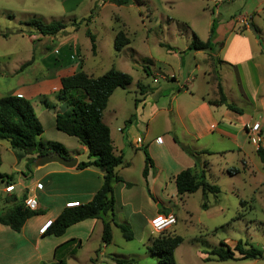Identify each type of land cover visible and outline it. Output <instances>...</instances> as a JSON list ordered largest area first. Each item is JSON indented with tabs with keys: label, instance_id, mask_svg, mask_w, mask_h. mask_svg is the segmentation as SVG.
Masks as SVG:
<instances>
[{
	"label": "rangeland",
	"instance_id": "rangeland-1",
	"mask_svg": "<svg viewBox=\"0 0 264 264\" xmlns=\"http://www.w3.org/2000/svg\"><path fill=\"white\" fill-rule=\"evenodd\" d=\"M256 3V0H128L125 5H116L108 0H0V97L14 95L16 90L32 87L40 78L55 74L66 67L68 60H64L62 54L66 56L68 52H74L69 59L81 65L82 71L88 75L98 77L113 67L133 78L125 89L119 88L109 97L104 110L103 119L108 121L114 134L118 124H122L128 116L126 114L133 113L134 96L139 95L137 81L152 85L154 77L162 85L164 78L172 74L175 80H168L166 85L170 92L175 93L179 85L188 84L194 78L193 85L199 93L193 96L182 93L177 99L184 110L202 101L203 93L212 94L210 85L213 83L206 84L203 70L207 61L209 69L206 73L214 81L216 71L219 73L221 60L218 49L221 43H216L213 49L205 52L187 49L194 34L206 41L213 20L221 28L223 36L230 28L238 33L247 30L246 50L250 63L257 65L255 71L261 79L256 89L257 110L253 111L251 105L240 96L242 70L246 73L244 85H252L248 80V63L224 66L220 69L222 89L231 102L243 109V116L238 118L239 115H233L234 119L229 124L230 138L215 141L210 134L197 141L183 142L194 150L207 149L196 151L200 160L194 166V173L199 177L203 170L207 181L218 185L220 192L216 195L208 193L205 199L201 189L169 195V205L173 206L175 213L164 208L159 213H171L176 219L174 225L161 232L182 237V242L174 250L177 264H264V259L204 260L205 256L211 257L209 251L221 241L233 247L237 240L242 239L264 252V161L256 152L258 147L264 149V144L259 146L252 143L250 130L252 124L259 123L258 136L264 138V55L260 54V47L251 34L254 31L248 26L252 22L258 32V27L262 28V37L258 36L257 40L260 39L264 47V3L254 13L258 8ZM31 19L42 23L58 20L66 27L56 35L42 36L26 24ZM77 22H80V26L75 30L74 24ZM87 29L95 35L98 51L95 56L92 54L96 52L91 54ZM119 29L130 42L116 51L113 41ZM161 43L174 47V51H166ZM57 46V50H54ZM178 50H182V55ZM31 58L32 62L20 70V66ZM146 66H150L151 73L144 72L143 67ZM71 95L81 97L83 92L79 90L71 92ZM147 99L144 103L148 111L150 98ZM29 101L44 129L43 139L58 140L64 146L78 141L55 128L53 116L68 112V106L59 101L55 93L54 96L42 95ZM115 108H119V113L113 118L107 111ZM160 121L161 115L155 127L165 128L166 123L160 125ZM242 121L246 122L243 126L246 135L240 128ZM177 130L183 136L181 129ZM161 139H164L172 154L174 150L181 153V164L189 166L187 168L193 167V159L181 151L168 135ZM127 149L124 158L129 164L121 166L126 167L122 172L132 182L135 195L130 201L143 212L145 218L150 219L156 213L158 199L165 201V197L157 191L149 195L147 189L139 188L137 174L143 167L145 147L135 149L129 145ZM204 151H211V154ZM0 161V173L11 175L13 179L27 169L20 150L11 148L8 141L3 139H0ZM7 196H2L0 192V208ZM203 202L206 203L205 207H202ZM130 229L133 238L125 240L120 230L114 228L111 245L140 264H159L157 256L150 251L149 238L161 232H154L145 223ZM94 242L95 239L91 240L90 245ZM88 247L69 264H84ZM236 256L239 255L236 253ZM3 263L0 259V264ZM100 264L107 263L101 261Z\"/></svg>",
	"mask_w": 264,
	"mask_h": 264
},
{
	"label": "crops",
	"instance_id": "crops-1",
	"mask_svg": "<svg viewBox=\"0 0 264 264\" xmlns=\"http://www.w3.org/2000/svg\"><path fill=\"white\" fill-rule=\"evenodd\" d=\"M256 1L258 8L254 10V13L260 10L264 3V0ZM255 7L256 6H254L253 9H255ZM258 29L259 32L257 31L256 34H251L254 35L260 47V54L264 55L262 51V42L259 41L260 39L257 40V37L263 34V30L261 27H258ZM220 32L221 28L216 25L213 35L211 37L208 35L207 39L210 41L211 49H213L216 43H221L218 49V56L221 60L218 66L221 86L223 85L220 73L222 67L233 64L240 65L243 62H247L249 73L248 80L251 81L252 85H244L246 82L244 79L246 73L242 70L240 78L242 83L240 96L243 97V99L251 105L253 111H255L257 110L258 98L256 89L261 79L255 71L257 65L250 63L246 50L247 48L245 45L247 44V34L249 33L247 30L238 33L232 28L225 32V36ZM57 48L58 46L55 47L54 50H57ZM166 51H174V47L170 50L166 49ZM97 52L96 47V53L92 54L91 52V54L95 56ZM73 53L74 52H72V54L68 52L66 56L62 54L64 60H68L65 63L66 67H62L56 71L55 74H49L40 78L32 87L26 86V88L16 90L14 95L24 97L28 100L35 99V97H40L42 95L54 96V93L60 88V77L70 75L78 68L77 63L69 59ZM178 53L182 55V50H178ZM207 55L208 53L204 56L205 61ZM206 63L203 74L206 75V84L208 82L213 83L210 85L212 94L209 95V92L203 93L201 96L202 101H198L194 107L184 110L177 102L178 97L182 93L190 94L191 96L199 93V90H196L193 85L194 78L191 79L188 84L179 85L177 92L172 93L169 91L168 85H166L169 83L168 80H175V75L172 76V74H170L167 78H164V83L162 85H160L154 77L153 83L155 85L137 81L136 85L139 95L135 94L134 96L133 113L126 114L128 116L124 118L122 124H118L114 134L112 133L108 121H106L105 118L103 119L105 116L104 110L107 107L102 112V119L110 129V137L116 155H122L124 158L125 153L128 151L127 148L130 145L135 149L145 147L152 159L153 166L149 168L147 176L143 177L142 175L143 163L141 171L137 174V179L138 185L140 186L139 188L147 189L149 195L157 191L165 197V201L158 199L157 204H155L156 213L154 215L159 213V210L162 208L175 213L173 206L169 205L171 203L169 195L174 194V196H176L174 178L178 172L189 167L181 164L179 161L181 153L178 150H174V154H172L166 142L164 139H161V137L168 135L169 139L183 151L180 144L175 141V138L181 144L187 145L183 142L197 141L199 138L210 134L213 135L212 139L215 141L223 138H230L232 136L229 124L234 119L233 115L237 113L228 110L224 105H210L208 103L209 99L217 98V88L216 81L210 80V75L206 73V70L209 69L208 62L206 61ZM146 67L151 73L150 66ZM118 89L119 88L115 89L111 96ZM225 96L227 100L231 102L226 93ZM147 98H150V108L148 111L146 110V103H144L148 101ZM107 112L114 118L118 115L119 108ZM160 115V125L166 123V127L157 129L155 127V122ZM237 115H239L237 116L238 118L243 116L242 114ZM53 117L55 118V115ZM37 118L39 120V117ZM129 118H131L130 122L126 123ZM176 123L179 125L178 128ZM245 124L246 122L242 121L240 126L244 133L243 126ZM177 129H181L180 131L183 133V136L180 135ZM43 134L44 129L40 136V140L42 142L52 141L60 144L66 151L65 157H75L77 163L88 160L87 148L79 141H74L75 144L73 145L68 144L64 146L58 140L43 139ZM139 141L141 146H139ZM202 150L207 149L203 148L194 151L200 152ZM238 150L240 149L238 148ZM184 153L188 155L186 152ZM188 156L191 157L190 155ZM23 158L25 161L24 165L26 166L28 155H24ZM191 158L193 159V157ZM124 160L127 161L125 158ZM194 165L193 159V167ZM125 168L126 167L121 165L116 167V173L123 181H114L113 183V210L108 211L99 218H89L77 222L69 226L60 236L45 233L40 234L38 230L47 220L53 221L57 218L66 208V202L77 200L80 203H86L90 201L102 185L103 173L100 169L90 166L79 170L75 167L66 168L58 163H49L43 166H35L33 164L30 168L27 167L26 170L21 172V175L13 179L14 189L11 192L6 193L3 191L6 185L4 182L0 181V192L2 196L11 193L21 196L23 193H26V197H35L38 203L37 209L41 212L27 219L19 231H13L9 227L0 224V259L3 260V264H69L74 259H77L80 253L86 250L85 248L87 246L89 247L87 249L84 264H100L101 261L107 264H114V258L125 257L126 255L118 252V248L111 245L114 241L113 229L117 228L119 230L115 225L112 224L111 226V242L108 244H103L101 242L103 219H112L115 223H123L133 228L134 225H142L143 223L148 225L150 219L154 216L153 215L150 219L145 218L143 212L130 201L135 194L132 190L133 186L132 182H130L131 180L126 178L123 174L124 172H122ZM37 183L42 184L40 189L36 188ZM126 183H129V185H126ZM3 207L6 206L3 205ZM94 239L95 242L91 246L90 241Z\"/></svg>",
	"mask_w": 264,
	"mask_h": 264
},
{
	"label": "trees",
	"instance_id": "trees-1",
	"mask_svg": "<svg viewBox=\"0 0 264 264\" xmlns=\"http://www.w3.org/2000/svg\"><path fill=\"white\" fill-rule=\"evenodd\" d=\"M116 5H125L128 0H108ZM42 36H52L65 30V24L61 21L54 20L49 23H42L36 19L26 22ZM80 22L74 24L77 30ZM215 20L212 21L209 36L213 35L215 30ZM258 31V30H257ZM6 34H3L5 36ZM86 35L90 39L91 52H96L95 35L86 30ZM130 42L126 34L119 29L114 36L113 46L116 51H120ZM166 49H172L168 44H160ZM188 49L194 51H208L211 49L210 41H202L197 35H193ZM264 52V47H262ZM32 58L20 66V70L32 62ZM146 74H149L147 67H143ZM217 88V98L209 99L210 105H224L228 110L237 114H242V109L232 102H229L225 96L220 83V76L216 71L214 76ZM132 82L130 74L111 67L104 74L93 77L82 71L81 65L70 75L60 77V88L55 92V97L68 106V112L61 114L56 113L54 118L55 128L68 136L75 137L87 148L88 160L80 161L76 164V169H84L90 166L100 169L103 173L101 187L96 191L92 199L79 206L65 208L57 218H55L45 234L55 236L62 235L65 230L82 220L89 218H99L114 207L113 183L114 181H123L117 175L116 167L120 165L127 166L129 163L124 160L122 155H116L110 129L102 121V112L106 108L108 99L117 88H126ZM81 90L83 96H72L71 92ZM129 122V119L126 123ZM43 132L42 125L39 122L34 108L28 99L17 95H5L0 97V139L7 140L9 146L13 149L20 150L22 156L28 155L26 166L30 168L34 163L36 156L49 151H57L66 155L65 149L58 143L47 141L42 142L40 136ZM175 141L180 144L181 148L188 155L193 157L194 166L199 164V157L188 145L181 144L176 138ZM211 154V151H204ZM261 161H264V149L258 147L256 150ZM144 167L142 170L143 177H146L148 170L153 166L146 149H143ZM1 162V161H0ZM0 181L5 185H13V177L0 173ZM176 194L192 193L201 189L203 199L208 193L214 195L220 192L216 184L207 181L205 173L201 170L199 177L194 173V167L186 168L178 172L174 178ZM129 185V183H126ZM26 193L17 196L14 193L5 197L3 203L6 207L0 208V224L9 227L13 231H19L24 222L41 212L38 209L32 210L24 205ZM206 203H202L205 207ZM119 228L125 240L133 238V232L130 227L123 223H115L112 219H103L101 242L108 244L112 240L111 226ZM182 237L176 234L159 233L151 238L150 251L157 256L159 264H177L174 258L175 248L182 242ZM236 253L239 256H236ZM210 256L204 257V260H241V259H264L262 249L249 244L247 241L239 239L231 247L225 242L209 251ZM93 261V260H91ZM114 264H140L134 258L118 257L114 258Z\"/></svg>",
	"mask_w": 264,
	"mask_h": 264
},
{
	"label": "built area",
	"instance_id": "built-area-1",
	"mask_svg": "<svg viewBox=\"0 0 264 264\" xmlns=\"http://www.w3.org/2000/svg\"><path fill=\"white\" fill-rule=\"evenodd\" d=\"M259 123H254L252 124L250 130L251 133L253 134L251 137V141L252 143L256 144V145H263L264 144V138L258 136V132H259ZM42 187L41 183H37L36 184V188L40 189ZM14 189L13 185H6L3 188V191L5 192H11ZM81 203L77 200H72V201H68L65 203V207L66 208H71V207H76L79 206ZM24 205L32 210H35L38 208V203L35 199V197L33 196H27L24 199ZM52 220H47L46 222H44L42 224V226L39 228V233L42 234L44 233L47 228L51 225ZM176 222L175 217L171 214V213H157L156 215H154L150 221L149 224L152 227L154 232H161L167 228H169L170 226L174 225Z\"/></svg>",
	"mask_w": 264,
	"mask_h": 264
},
{
	"label": "water",
	"instance_id": "water-1",
	"mask_svg": "<svg viewBox=\"0 0 264 264\" xmlns=\"http://www.w3.org/2000/svg\"><path fill=\"white\" fill-rule=\"evenodd\" d=\"M248 26L250 27V29H253L254 34L257 33V29L252 22H250ZM49 163H58L66 168H73L77 164V159L75 157H65L57 151H49L47 153L36 156L33 164L35 166H43Z\"/></svg>",
	"mask_w": 264,
	"mask_h": 264
}]
</instances>
